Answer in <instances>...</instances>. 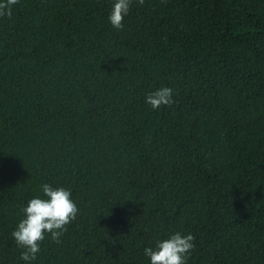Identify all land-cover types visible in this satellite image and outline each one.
Instances as JSON below:
<instances>
[{
  "label": "trees",
  "instance_id": "trees-1",
  "mask_svg": "<svg viewBox=\"0 0 264 264\" xmlns=\"http://www.w3.org/2000/svg\"><path fill=\"white\" fill-rule=\"evenodd\" d=\"M19 0L0 18V264L41 186L78 207L30 264H264V0ZM173 90L153 110L146 96Z\"/></svg>",
  "mask_w": 264,
  "mask_h": 264
},
{
  "label": "clouds",
  "instance_id": "clouds-1",
  "mask_svg": "<svg viewBox=\"0 0 264 264\" xmlns=\"http://www.w3.org/2000/svg\"><path fill=\"white\" fill-rule=\"evenodd\" d=\"M18 3L19 0H0V18H11L12 9ZM138 3L143 6L145 0H138ZM130 7L131 0H115L108 17L113 28H123L124 18ZM172 97L173 90L162 87L148 93L145 102L156 110L162 106H171L174 103ZM41 191L42 196L30 199L22 208L23 219L11 234L17 247L24 249L20 258L27 264L36 259L46 235L53 242L59 243L60 237L78 213V207L69 190L45 183L41 186ZM194 239L192 234L176 233L170 238L157 241L155 249L144 248V255L150 259V264H186L188 255L195 246Z\"/></svg>",
  "mask_w": 264,
  "mask_h": 264
}]
</instances>
